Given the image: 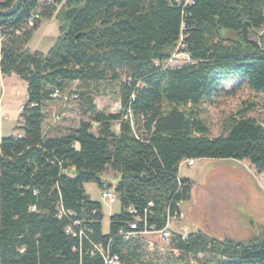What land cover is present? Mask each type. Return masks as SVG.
<instances>
[{
    "label": "trees",
    "instance_id": "obj_1",
    "mask_svg": "<svg viewBox=\"0 0 264 264\" xmlns=\"http://www.w3.org/2000/svg\"><path fill=\"white\" fill-rule=\"evenodd\" d=\"M38 1L21 0L12 15L0 16V73L26 85L18 134L0 139V264H104L90 253L93 245L108 248L119 264H264V226L239 241L202 230L184 240L174 234L171 244L194 257L166 262L142 261L137 239L118 235L134 216L147 228L164 227L170 201L190 194L187 179L177 191L186 160L247 161L264 176L263 124L238 113L209 137L196 112L228 76L264 95V0H54L40 8V19L55 16L59 25L46 54L26 48L38 28L25 29L26 20ZM14 2L0 0V10ZM174 52L189 63L162 69ZM110 81L119 84L121 109L95 112L89 88ZM56 92L78 97L86 119L46 136L44 107ZM108 169L118 176L120 212L103 235L102 206L84 185L107 189ZM73 220L85 227L80 240L66 233ZM200 253L210 259H197Z\"/></svg>",
    "mask_w": 264,
    "mask_h": 264
},
{
    "label": "rangeland",
    "instance_id": "obj_2",
    "mask_svg": "<svg viewBox=\"0 0 264 264\" xmlns=\"http://www.w3.org/2000/svg\"><path fill=\"white\" fill-rule=\"evenodd\" d=\"M37 26L26 48L30 52L46 54L59 36V25L53 16L50 19H40ZM250 38L257 40L254 34H251ZM0 42L2 43V40ZM188 63L186 55L174 52L165 65L176 68ZM2 79L4 91L0 96V110L4 118L0 134L1 138H7L18 134L20 111L26 103V85L15 75L3 76ZM124 80L125 77L122 76L121 83ZM76 88V84H72L71 90ZM89 89L95 112L105 115L119 112L117 82L99 83ZM81 106L80 99L71 93L57 96L44 107V134L55 136L75 129L80 121L86 119L82 115ZM196 112L207 126L208 136L217 137L221 134L224 122L230 117L238 118V113L264 125V95L253 92L239 77L228 76L220 83L217 95L200 103ZM178 175L181 179L190 181L191 190L188 199L181 203V217L174 221L171 227L175 230L174 234L179 231L189 234L195 230H202L218 238L226 237L239 241L263 232L264 181L250 163L199 159L190 167L184 163L179 165ZM102 177L105 179V187L114 195L118 176L108 169ZM84 190L91 201L101 204L103 216L101 229L102 234L107 235L110 217L120 212L119 202L113 204L104 202L100 197L101 190L96 184H85ZM134 246L139 258L147 262H166L178 260L180 257L184 259L194 257L180 253L170 241L163 242L154 234L137 239ZM196 258L210 259L207 254L202 253Z\"/></svg>",
    "mask_w": 264,
    "mask_h": 264
},
{
    "label": "built area",
    "instance_id": "obj_3",
    "mask_svg": "<svg viewBox=\"0 0 264 264\" xmlns=\"http://www.w3.org/2000/svg\"><path fill=\"white\" fill-rule=\"evenodd\" d=\"M53 4H54V0H39L37 3V7L30 12L28 19L26 20L25 29L28 30V29L34 27V25L40 20V8L41 7L51 6ZM0 31H1V29H0ZM0 40H2V37L0 38ZM0 47H1V42H0ZM187 59H188V57H187ZM166 68H169V67L166 66L164 63L162 66V69H166ZM3 91H4V85L2 82V78L0 76V96L3 93ZM53 96L54 97L57 96V92ZM120 109L121 108L119 107L118 110H120ZM128 113H130V112L128 111ZM128 116L130 118V114ZM3 118H4V115L2 114V112L0 110V128H1V122H2ZM0 139H1V134H0ZM182 163H184L186 166L190 167L195 162L193 160H186ZM259 176L264 181V176L263 175H259ZM176 180L178 182V190L177 191H180L181 190V187H180L181 178L179 177V175L176 177ZM100 197L104 202H106L108 204H113L117 201L116 196L112 195L107 189L100 191ZM172 205L174 206L173 211H171ZM151 207H152V203L149 202L147 204V208L143 211V214L146 215L148 213V208H151ZM180 208H181V202L180 201H176L175 203L172 200L170 201V203L168 204V207L166 209L165 225L162 229H160L158 231H156L152 228H147L146 223H145V219L143 217L134 216V222H132L128 225V230H126V231L122 230L118 233V235L122 236L125 240H130V239H140L146 235L154 234V235H158L160 240L167 243L170 240V238L174 235V232H175V230H172V228H171V227H173L172 225H173L174 221H176L178 218L181 217ZM128 212L132 215H136L135 210L131 207L128 208ZM68 215L72 216L73 213L69 212ZM139 224L143 225L142 229L139 228ZM85 231H86L85 227L83 226L82 222H80L79 220H73L71 225H69L66 228L67 234H70L72 237H77L79 240L82 239V237H84ZM175 234H177L182 240L186 239V237L188 235V233H185L183 231H179ZM95 252L100 254V256L103 259L104 264H119L118 256L111 254L109 252L108 248L104 249L100 245H93V249L91 250L90 253L93 255Z\"/></svg>",
    "mask_w": 264,
    "mask_h": 264
},
{
    "label": "water",
    "instance_id": "obj_4",
    "mask_svg": "<svg viewBox=\"0 0 264 264\" xmlns=\"http://www.w3.org/2000/svg\"><path fill=\"white\" fill-rule=\"evenodd\" d=\"M21 0H15L14 4L7 10H0V16H10L12 15L18 8Z\"/></svg>",
    "mask_w": 264,
    "mask_h": 264
},
{
    "label": "crops",
    "instance_id": "obj_5",
    "mask_svg": "<svg viewBox=\"0 0 264 264\" xmlns=\"http://www.w3.org/2000/svg\"><path fill=\"white\" fill-rule=\"evenodd\" d=\"M0 74H1V73H0ZM1 76L3 77V75H2V74H1ZM11 76H13V74H12V75H9L8 77H11ZM2 77H1V78H2ZM2 80H3V79H2ZM194 164H195V163H194ZM194 164H193V165H194ZM193 165H192V166H193ZM195 231H196V230H195Z\"/></svg>",
    "mask_w": 264,
    "mask_h": 264
},
{
    "label": "bare ground",
    "instance_id": "obj_6",
    "mask_svg": "<svg viewBox=\"0 0 264 264\" xmlns=\"http://www.w3.org/2000/svg\"><path fill=\"white\" fill-rule=\"evenodd\" d=\"M53 98H56V96L55 97L53 96Z\"/></svg>",
    "mask_w": 264,
    "mask_h": 264
}]
</instances>
